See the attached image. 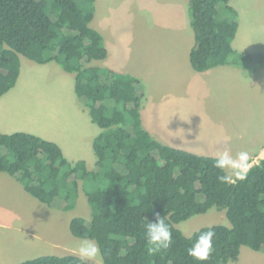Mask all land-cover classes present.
I'll use <instances>...</instances> for the list:
<instances>
[{
	"label": "trees",
	"instance_id": "1",
	"mask_svg": "<svg viewBox=\"0 0 264 264\" xmlns=\"http://www.w3.org/2000/svg\"><path fill=\"white\" fill-rule=\"evenodd\" d=\"M96 0H0V96L21 73V55L38 63L56 61L75 75L78 99L101 132L95 137V166L71 162L61 146L27 131H0V172L21 181L30 194L63 210L74 207L82 186L90 219L76 216L71 230L96 240L103 264H230L243 246L264 253V158L246 179L226 184L214 156L173 147L142 124L144 82L129 73L93 65L107 58L101 32L91 23ZM232 0H189L195 44L190 61L197 71L220 65L246 74L264 67L263 52L239 51L233 41L240 14ZM82 182V184H81ZM216 207L230 225H211L214 251L199 262L187 248L204 226L187 236L177 224ZM164 216L172 244L148 254L145 224ZM191 237V239H189ZM20 264H80L77 254L43 255Z\"/></svg>",
	"mask_w": 264,
	"mask_h": 264
},
{
	"label": "rangeland",
	"instance_id": "2",
	"mask_svg": "<svg viewBox=\"0 0 264 264\" xmlns=\"http://www.w3.org/2000/svg\"><path fill=\"white\" fill-rule=\"evenodd\" d=\"M97 1L98 18L93 26L102 29L109 53L107 58L94 60L92 64L127 70L126 73L140 78L146 75L141 78L145 85L143 101L148 104L145 114L152 111L150 127L155 131L154 138L161 136L162 143L165 140L173 147H196L203 153L227 149L232 155L264 144V67L249 75L242 70L245 75L240 78L234 69H228L224 77L215 80L211 90L200 86L196 77L167 80L159 69L147 75L150 66L142 63L146 57L143 49L155 44L161 50L171 45L179 49L181 40L188 44L192 33L186 21L185 0ZM231 3L240 14L233 46L239 51L264 53V0H232ZM188 6L189 0L187 10ZM21 62L19 79L8 92L16 97L2 100V125L60 142L65 156L80 157L90 165V157L95 158L94 150L85 146L101 128L91 121L89 112L78 99L74 74L56 61L38 63L21 55ZM216 136L221 139L216 141ZM79 194L74 207L63 210L50 207L31 194L26 198L21 192L9 191L1 204L7 211L0 213V259L16 254L5 264H20L43 255L69 254V247L77 253L79 242L84 238L73 234L71 221L76 216L90 219L92 215L82 186ZM216 224L230 225V221L225 211L213 207L177 227L191 236L204 226ZM241 251L240 260L231 264H264V253L249 246H243ZM89 264H103L101 250Z\"/></svg>",
	"mask_w": 264,
	"mask_h": 264
},
{
	"label": "crops",
	"instance_id": "3",
	"mask_svg": "<svg viewBox=\"0 0 264 264\" xmlns=\"http://www.w3.org/2000/svg\"><path fill=\"white\" fill-rule=\"evenodd\" d=\"M97 4H98V1L96 0L95 3H94L95 14H94V19H93V21L91 23L92 26H93V22H96V19L98 18L97 14H96L97 13V10H96V5ZM185 8H186V21L189 23L190 28H191L190 30H191V33H192V34H190L188 44L187 43L184 44V41L181 40V43H179V49L178 48L176 49L174 45H171V46H166V48L164 50H161L160 45H156V44L152 45V46H147L145 49H143L144 54H145L146 57L144 59L145 63L144 62H142V63L146 67H147V64L150 66V68H148L149 70H148L147 75L151 76V75L154 74V72L157 73L156 70L159 69L161 76L163 78H166L167 80L175 81V80H177L179 78H184V79H187V80H193L196 77V81L201 84L200 86H204V88H206L207 90L208 89L211 90L216 85L215 80H217L218 77L220 79H221V77H224L226 75L225 73L228 71V69H234L235 70L234 74L237 77H239V78L243 77V75H245L244 72H243L244 70L242 68L235 67V66H232V65H220V66H217V67H214V68H211V69H209L207 71H202V72L201 71H197V70H195L193 68V66L191 64V61H190V53H191V50H192V48H193V46L195 44V35H194V31H193L192 26H191L189 6H188V10H187V0H185ZM235 8H237V7H235ZM93 27L95 29L99 30L101 32V34L103 35V37H104V33H103V31H102V29L100 27H98V26L97 27L93 26ZM104 41H105V37H104ZM171 42H174V41H171ZM174 50H175V52H174ZM50 63L53 64L54 61H50V62H47V63H44V64H50ZM22 64L23 63L21 62V65ZM22 67H23V65H22ZM121 72H125L126 73V72H129V71L121 69ZM199 72H201V73H199ZM134 76L140 78L139 75H137V74H135ZM145 76L146 75L143 74L142 77H145ZM228 76H229V74H227L226 77H228ZM185 77H188V78H185ZM74 78H75V75L73 76V79ZM141 80L143 81V79H141ZM10 93L7 92L3 96H0L1 97L0 98L1 99L0 100V108H1L0 111L3 109V107H2V100L3 99L7 98V99L11 100L12 97H16V96H14L13 94H10ZM4 97H6V98H4ZM147 105H148L147 102L144 100L143 103H142V107H141L142 117H143L142 124H143V127L152 136L153 135L155 136V134L153 133L155 131L152 130L151 127H150V117H151L150 113H152V111L148 115L145 114V108L147 110V107H146ZM83 106H84V109H87V111L89 112V109L87 108V106H85L84 104H83ZM90 119H91V117H90ZM91 121H92V119H91ZM2 123H3L2 120H0V131L1 132L13 133V132L18 131V130L7 129L6 126H5L6 124L2 125ZM27 132H31V131H27ZM31 133H33V132H31ZM99 133H100V131H97L93 136L91 135L89 142H87V144L85 143L86 144L85 147L88 146V149L90 151H91V147L93 149L94 139ZM160 138L159 139L156 138V139L162 142L163 138L161 136H160ZM45 139H47V138L45 137ZM220 139L221 138L219 136H216V138H215L216 141H219ZM48 140H51V139H48ZM51 141H53V140H51ZM54 142H56V141H54ZM166 142L167 141L164 140L163 143L167 144ZM56 143H58L61 146L63 151L65 150L60 142H56ZM213 145H214V143H213ZM174 147H176V146H174ZM177 148L186 149V150L195 152V153L200 154V155H208V156H214V157H216V155L219 153L217 150H214V149L205 151L203 153V152H199V149L197 150L196 147L187 148V147H184V146H181V145H178ZM240 151H242V150H239L236 153H238ZM243 151H248V153L250 154L251 160L257 161V163H259V161L264 158V144H261L259 147H256L253 150H247V149L244 148ZM94 155H95V153H94ZM67 158L71 162H76L78 160H84L82 158L79 159L80 157L79 158L76 157L77 159L72 157L73 159H71V157L68 156ZM90 162H92V163L89 165V163H87V161H86L88 169L92 170L93 167L95 166L96 156H95V158L93 156H91L90 157ZM90 168H92V169H90ZM11 190L16 191V192L17 191L21 192L22 196H25L26 198L30 197V196H27L30 193L28 191H26V189H25V187H24V185H23V183L21 181H19L17 178H15L14 176H12L11 174H9L7 172H0V213H5V211H7V209L3 208L1 206V204L4 202V196L6 194H8V192L11 191ZM27 193H29V194H27ZM79 196H80V194H79ZM1 224L2 223H0V225ZM68 252H69V254L76 253V252L71 251L70 247L68 249ZM258 252H260V251H258ZM241 255H242V251H241ZM241 255H240V258H241ZM11 256H16V254L15 255H8V256L1 257L0 264L1 263L5 264L8 261L12 260ZM240 258L238 260H240ZM231 263H233V262H231Z\"/></svg>",
	"mask_w": 264,
	"mask_h": 264
},
{
	"label": "clouds",
	"instance_id": "4",
	"mask_svg": "<svg viewBox=\"0 0 264 264\" xmlns=\"http://www.w3.org/2000/svg\"><path fill=\"white\" fill-rule=\"evenodd\" d=\"M255 163L257 161L251 160L247 151H240L232 155L227 149H224L216 155L213 167L223 173L217 177L220 182L235 184L238 180L243 181L246 179L247 174ZM144 228L148 254H156L171 246L173 240L171 229L165 222L164 216H161L159 212L155 213V219L146 223ZM214 236L215 231L209 226V230L201 232L191 246L187 248V254L196 261H208L214 251ZM99 253L100 248L97 242L90 238H84L79 242L76 254L80 264H89Z\"/></svg>",
	"mask_w": 264,
	"mask_h": 264
}]
</instances>
